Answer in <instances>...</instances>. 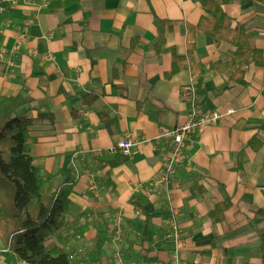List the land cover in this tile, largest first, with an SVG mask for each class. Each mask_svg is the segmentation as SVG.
Instances as JSON below:
<instances>
[{
  "label": "crops",
  "instance_id": "0c3cea01",
  "mask_svg": "<svg viewBox=\"0 0 264 264\" xmlns=\"http://www.w3.org/2000/svg\"><path fill=\"white\" fill-rule=\"evenodd\" d=\"M214 1L264 58V0ZM0 2L7 6L0 15V97L31 96L32 109L21 110L32 118L52 113V121L31 126L33 163L61 172L57 183L75 179L64 185L69 264H168L172 220L180 264H264V65L247 66L245 86L229 81L228 72L209 66L227 60L232 45L196 30L200 83L189 69L164 77L171 48L187 52V26L204 14L199 0ZM158 19L172 22L159 51ZM227 108L233 112L190 136L166 179L169 144L155 139L160 127L182 125L192 109ZM125 134L149 141L129 155L109 152ZM224 201L223 219L212 220ZM0 264L26 263L0 240Z\"/></svg>",
  "mask_w": 264,
  "mask_h": 264
},
{
  "label": "trees",
  "instance_id": "16d2710c",
  "mask_svg": "<svg viewBox=\"0 0 264 264\" xmlns=\"http://www.w3.org/2000/svg\"><path fill=\"white\" fill-rule=\"evenodd\" d=\"M199 1L204 14L196 26H187V52L179 56L171 48V69L164 77L169 79L176 72L189 69L192 75H198L200 83L204 65L194 56L195 32L199 30L214 41H224L233 47L227 60L211 63L209 68L217 73L228 72L229 81L245 86L247 66L250 63L264 65L263 50L252 44L242 25L231 27L229 16L218 2ZM171 30L172 22L157 20L158 51L164 44L165 33ZM135 44L133 39L130 47ZM92 100L94 96L86 97L83 102ZM32 102L31 96L21 93L0 97V240L26 264H69V253L64 247L68 235H64L63 230L68 223L70 191L64 185L74 183L75 179L69 174L57 183L61 172L44 171L33 163L31 149L36 139L30 133L31 126L38 120L52 121L53 116L38 111L36 118H32L21 110L26 104L32 109ZM102 119L112 131V121L104 114ZM254 143L252 139L250 144ZM228 206L229 201L220 203L219 209L210 212L211 219L222 220ZM258 212L264 215V210ZM96 243L99 250L100 237Z\"/></svg>",
  "mask_w": 264,
  "mask_h": 264
},
{
  "label": "built area",
  "instance_id": "2783aa9c",
  "mask_svg": "<svg viewBox=\"0 0 264 264\" xmlns=\"http://www.w3.org/2000/svg\"><path fill=\"white\" fill-rule=\"evenodd\" d=\"M19 0H6L9 6L18 4ZM23 3L30 2L32 0H21ZM44 1V0H40ZM7 10V6L0 2V15ZM28 23H24L23 30H27ZM2 52L0 53V57ZM233 112L232 108H227L224 112L219 109H213L209 111H197L192 109L188 119L179 126L168 127L162 125L159 129V133L155 139L166 141L169 144V151L165 157L163 166L165 168L168 179L169 175L174 171L175 167L182 162L184 158V149L190 141V136L194 133H200L204 127L210 124H214L226 114ZM149 139L136 138L133 135L125 134L116 144L115 148L109 149V152H120L123 155H129L132 147L139 142H146ZM171 229L174 232V253L168 264H180L178 252L182 246V242L178 236V228L175 221L170 222Z\"/></svg>",
  "mask_w": 264,
  "mask_h": 264
},
{
  "label": "rangeland",
  "instance_id": "374dc122",
  "mask_svg": "<svg viewBox=\"0 0 264 264\" xmlns=\"http://www.w3.org/2000/svg\"><path fill=\"white\" fill-rule=\"evenodd\" d=\"M24 26V24H22Z\"/></svg>",
  "mask_w": 264,
  "mask_h": 264
}]
</instances>
